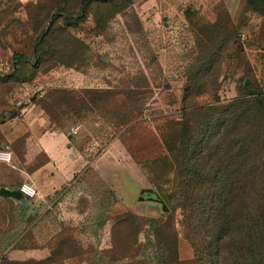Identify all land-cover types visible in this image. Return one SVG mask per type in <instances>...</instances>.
I'll use <instances>...</instances> for the list:
<instances>
[{
    "label": "rangeland",
    "instance_id": "374dc122",
    "mask_svg": "<svg viewBox=\"0 0 264 264\" xmlns=\"http://www.w3.org/2000/svg\"><path fill=\"white\" fill-rule=\"evenodd\" d=\"M26 108L70 132L83 161L51 172L44 202L0 198L1 264L213 260L172 197L161 133L184 121L201 128L189 143L206 208L217 167L225 178L226 264H264V0H0V124ZM24 140L0 160V185L24 164Z\"/></svg>",
    "mask_w": 264,
    "mask_h": 264
},
{
    "label": "trees",
    "instance_id": "16d2710c",
    "mask_svg": "<svg viewBox=\"0 0 264 264\" xmlns=\"http://www.w3.org/2000/svg\"><path fill=\"white\" fill-rule=\"evenodd\" d=\"M84 14V11L81 10V18ZM32 52L37 53L36 44L33 45ZM26 57L20 53L12 54V59L14 62L22 61ZM200 108H196L198 110ZM199 125L204 126L205 130L201 133L202 137H206L205 140L212 139L214 133H208L206 135V130L209 129L208 121L202 123L199 121ZM201 132V128H196V126L191 130L188 126V122L184 121L180 123L177 128L171 132L164 131L161 133V143L163 150L169 156V165L174 169L173 179L171 181L172 188V197L175 200L176 207H179L183 211V221L189 223L191 219L197 217L199 222L201 223L200 228L202 229L203 241L201 243L202 249L206 251V256L210 257V251L213 250L214 259L206 261H210V264H226V255L227 247H226V238L228 234L225 229L228 226V219H225L227 214L226 211L221 206L222 202L225 199L227 194L226 188L224 186L225 178L222 176V170L220 167L215 169V175L213 176L212 182V192L210 193V200L217 202L218 206L206 208L203 205L202 194L200 197L195 195L194 184L200 183V181H195L196 177H198L196 173V168L198 164V158H193L191 144L189 141L191 140V134ZM209 141V142H210ZM208 142V144H209ZM207 144V145H208ZM206 146V142H203V147ZM231 212L230 209L227 210ZM216 216L223 217V223H219L217 227V233L214 234L210 230V236H213V239L207 242L208 240V226L210 224V220L212 217ZM262 217L260 220H263ZM263 224V223H261ZM187 239L188 236H186ZM205 262L203 264H205ZM246 259L242 258L239 261L233 262L232 264H246ZM200 264V262H199Z\"/></svg>",
    "mask_w": 264,
    "mask_h": 264
},
{
    "label": "crops",
    "instance_id": "0c3cea01",
    "mask_svg": "<svg viewBox=\"0 0 264 264\" xmlns=\"http://www.w3.org/2000/svg\"><path fill=\"white\" fill-rule=\"evenodd\" d=\"M25 1V0H21ZM21 119H12L0 124V148L9 149V164L18 159L16 150L12 142L15 138L24 135L23 153L21 160L24 163L20 168L15 169L13 180L9 179L2 183L0 187L15 189L19 184L17 181H26L36 189V195L30 200L33 204L44 202L47 195L53 190V185L58 181V177H53L51 172L63 170L64 173L79 165L83 158L75 152L72 147H67L70 140H73L71 133L60 130L49 132L46 130L47 119L44 115L35 111L24 109L20 115ZM72 150V151H71ZM66 171H65V170ZM0 198L18 201L9 196L0 194ZM44 223L45 220L35 218L29 223ZM35 250L33 252H36ZM20 253L31 254L28 250H21Z\"/></svg>",
    "mask_w": 264,
    "mask_h": 264
},
{
    "label": "built area",
    "instance_id": "2783aa9c",
    "mask_svg": "<svg viewBox=\"0 0 264 264\" xmlns=\"http://www.w3.org/2000/svg\"><path fill=\"white\" fill-rule=\"evenodd\" d=\"M145 115V114H144ZM143 118H148V116H144ZM0 160L8 163L9 162V152L6 150H0ZM16 189L19 191V193L24 197V198H32L36 195V190L35 188L29 184L26 181L21 182ZM2 262V255L0 254V264Z\"/></svg>",
    "mask_w": 264,
    "mask_h": 264
},
{
    "label": "water",
    "instance_id": "95a60500",
    "mask_svg": "<svg viewBox=\"0 0 264 264\" xmlns=\"http://www.w3.org/2000/svg\"><path fill=\"white\" fill-rule=\"evenodd\" d=\"M140 192H142V189H140ZM0 194L3 195V196L12 197L15 200H23L24 199L23 196L19 193V191L16 188L15 189H6V188H3V187H0ZM160 198L161 199H159V201L162 202V209H163V205H165L164 202H166L165 201L166 197H165V195L160 193Z\"/></svg>",
    "mask_w": 264,
    "mask_h": 264
},
{
    "label": "flooded vegetation",
    "instance_id": "af4514ba",
    "mask_svg": "<svg viewBox=\"0 0 264 264\" xmlns=\"http://www.w3.org/2000/svg\"><path fill=\"white\" fill-rule=\"evenodd\" d=\"M152 200H153L154 202H156V203H160L161 208H162V202H160L159 199H157V198H153Z\"/></svg>",
    "mask_w": 264,
    "mask_h": 264
}]
</instances>
